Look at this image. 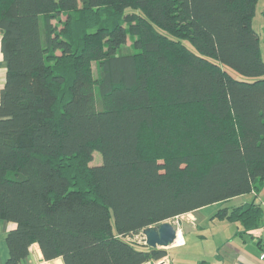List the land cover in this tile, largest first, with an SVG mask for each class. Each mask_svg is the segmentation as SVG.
<instances>
[{
    "label": "trees",
    "instance_id": "16d2710c",
    "mask_svg": "<svg viewBox=\"0 0 264 264\" xmlns=\"http://www.w3.org/2000/svg\"><path fill=\"white\" fill-rule=\"evenodd\" d=\"M257 1L0 0L6 264L160 260L128 237L264 185Z\"/></svg>",
    "mask_w": 264,
    "mask_h": 264
},
{
    "label": "crops",
    "instance_id": "0c3cea01",
    "mask_svg": "<svg viewBox=\"0 0 264 264\" xmlns=\"http://www.w3.org/2000/svg\"><path fill=\"white\" fill-rule=\"evenodd\" d=\"M256 16L257 12L255 10L252 25L260 37L261 52L264 59V45L262 41V33L264 30L262 31L261 29L258 30V28H255L254 22ZM1 39L2 32L0 31V98L1 90L5 85L7 77V63L1 49ZM239 197H246L245 199L247 201L242 200L234 206L222 207L226 201L237 199ZM252 201L259 203L263 208V215L259 224L252 227H246L242 221L232 220L235 222V225L232 224V227L235 229L229 234V239L225 240V245L228 246L225 254H211V252L209 253L208 251L200 250L198 247L201 242L200 236H204L201 232L205 228L200 225L198 219L200 216L201 221H206L207 219H211L215 215H218V212L223 208L229 210L230 213L233 207ZM214 206H218V210L215 208L213 209ZM199 212L203 213L199 215ZM185 214H187L185 215L186 217L184 216L182 218V222L177 227L181 231L179 234L180 240L175 245L168 247V255L166 256L167 258L164 264H264V256H262V253H264V185L256 190L246 193L245 195H240L225 201L215 202ZM14 227H16V223L12 221H0V264H6L9 257L7 235ZM187 233L189 235H187ZM171 249L179 250V259L175 263L170 259L169 250ZM41 256H43V254L40 247L35 243L31 247L30 256L23 261V264H64L62 258H56L53 260H45L44 258V260L41 261Z\"/></svg>",
    "mask_w": 264,
    "mask_h": 264
},
{
    "label": "rangeland",
    "instance_id": "374dc122",
    "mask_svg": "<svg viewBox=\"0 0 264 264\" xmlns=\"http://www.w3.org/2000/svg\"><path fill=\"white\" fill-rule=\"evenodd\" d=\"M255 10L257 12V16L255 17V28L258 30L261 29L262 31L264 30V0H260L256 3ZM65 18V16H63ZM259 21V22H258ZM262 41L264 45V31L262 33ZM131 41H128V45H130ZM188 45L192 46L190 43L187 42ZM237 76L238 74L235 73ZM103 161L102 154L98 151L94 152L93 160L90 162L91 165L95 164H101ZM245 195V194H243ZM246 198V197H245ZM244 197H239L237 199L229 200L226 201L222 207L224 206H234L238 202H241L242 200L247 201ZM217 209L218 206H214L213 209ZM218 210V209H217ZM216 210V211H217ZM215 212V211H214ZM203 212H199V215H201ZM187 215L184 214L182 217H176L171 220H167L172 222L176 227L180 225L182 222V218ZM186 217V216H185ZM200 221V225L202 227H205L204 230H202L201 233H203V237L200 236L201 242L200 245L198 246L200 250L202 251H208L211 254L214 253H219V254H225L226 250L228 249V246L225 245V240L229 239V234L233 232L234 227H232V224L235 225V222L232 221L228 217H221L219 215H215L211 219H207L206 221H201V216L198 218ZM187 235H189L187 233ZM225 238V239H224ZM130 240H133L135 242L139 243H144L142 242L143 240L139 237V235H135L133 237H129ZM169 249V248H166ZM179 250H169V255L171 261L174 263L179 259L178 252ZM167 257H164L163 259L160 260H155V264H160L161 261H165Z\"/></svg>",
    "mask_w": 264,
    "mask_h": 264
},
{
    "label": "water",
    "instance_id": "95a60500",
    "mask_svg": "<svg viewBox=\"0 0 264 264\" xmlns=\"http://www.w3.org/2000/svg\"><path fill=\"white\" fill-rule=\"evenodd\" d=\"M3 32V29H0ZM178 228L170 221H164L159 224L151 225L143 230L145 235V244L152 248H168L172 246L178 237ZM40 260L43 261L44 257L41 256ZM156 262L149 261L145 264H155ZM164 264L165 261H161Z\"/></svg>",
    "mask_w": 264,
    "mask_h": 264
},
{
    "label": "built area",
    "instance_id": "2783aa9c",
    "mask_svg": "<svg viewBox=\"0 0 264 264\" xmlns=\"http://www.w3.org/2000/svg\"><path fill=\"white\" fill-rule=\"evenodd\" d=\"M183 215L181 216H178V217H182ZM139 237L143 240L142 242H145V235L143 234V231L141 233L138 234ZM137 236V235H136ZM129 238V237H128ZM262 256H264V253H262Z\"/></svg>",
    "mask_w": 264,
    "mask_h": 264
},
{
    "label": "bare ground",
    "instance_id": "6f19581e",
    "mask_svg": "<svg viewBox=\"0 0 264 264\" xmlns=\"http://www.w3.org/2000/svg\"><path fill=\"white\" fill-rule=\"evenodd\" d=\"M181 233V231L179 230L178 231V237H177V239H176V241H175V243L173 244V245H175L176 243H178L179 242V240H180V234Z\"/></svg>",
    "mask_w": 264,
    "mask_h": 264
}]
</instances>
